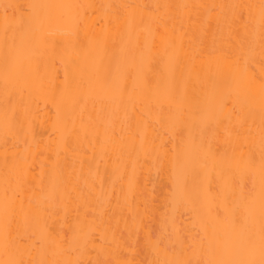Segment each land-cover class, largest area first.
Returning a JSON list of instances; mask_svg holds the SVG:
<instances>
[{"label": "bare ground", "instance_id": "1", "mask_svg": "<svg viewBox=\"0 0 264 264\" xmlns=\"http://www.w3.org/2000/svg\"><path fill=\"white\" fill-rule=\"evenodd\" d=\"M261 3L0 0V225L7 199L25 264H204L241 192L258 220ZM29 4L50 6L42 47Z\"/></svg>", "mask_w": 264, "mask_h": 264}, {"label": "snow or ice", "instance_id": "2", "mask_svg": "<svg viewBox=\"0 0 264 264\" xmlns=\"http://www.w3.org/2000/svg\"><path fill=\"white\" fill-rule=\"evenodd\" d=\"M16 5H5V10L14 9ZM50 7L42 4H29L27 6V16L21 18L19 25L20 30L24 31L32 37L41 47L46 44L45 40V16L42 10ZM133 7V6H125ZM159 7H170L169 5H157ZM187 7V6H185ZM261 27L264 29V0L261 3ZM82 20H75L73 28L78 31ZM158 26H163L166 21L153 20ZM262 54H264V44H262ZM139 79V77H138ZM117 92L120 91L119 84L110 85ZM229 137L235 136L239 138V132L229 131ZM261 139L264 142V83L261 84ZM237 166L240 162L237 161ZM244 172L251 173L253 171V164L251 160L243 165ZM24 169L20 168L19 175H23ZM261 200L259 208L258 220L255 216L254 198L249 194L245 196L243 192L240 193V206L225 207L223 213L217 217L219 222H222L226 228L222 231H213L211 236L202 238L199 243L201 248H206L208 259L204 264H264V156L261 158L259 167ZM7 197V193H6ZM50 198V197H49ZM240 209H243L241 212ZM14 214L10 202L6 199L4 206V219L0 225V244L5 250L15 246V255L6 260L0 261V264H25L22 259L23 249L17 245L15 238L12 236L11 223ZM258 223V229H257ZM156 246L164 244L163 239H158L155 242ZM259 253V259H255V254ZM39 264H49L48 261L41 260ZM52 264H74L73 261L52 262ZM98 264H131V262L123 261H99ZM153 264H158L153 261ZM165 264H190V261L176 259L165 262Z\"/></svg>", "mask_w": 264, "mask_h": 264}, {"label": "rangeland", "instance_id": "3", "mask_svg": "<svg viewBox=\"0 0 264 264\" xmlns=\"http://www.w3.org/2000/svg\"><path fill=\"white\" fill-rule=\"evenodd\" d=\"M159 180H160V181H159L160 184H159L158 180H156L157 182H156V185H155V186H156V188H157V186H159V187H161L160 189H162L163 186H162L161 184H162V183L164 184V182H162L161 179H159ZM161 182H162V183H161ZM156 188H155V189H156ZM158 189H159V188H158ZM158 189H157V192H156L157 195H158V193L161 191L160 189H159L160 191H159ZM158 191H159V192H158ZM159 194H160V193H159ZM153 222H154V221H152V223H153ZM150 223H151V222H150ZM152 223H151V225H152ZM154 224H156V223H154ZM157 226H158V225H156V226L154 225V227H155L154 230H153L154 227H151L152 230L155 231V233H156V231L158 230V229H157V228H158ZM156 227H157V228H156ZM156 229H157V230H156ZM153 231H152V232H153ZM122 233H123V231H122ZM124 233H125V232H124ZM127 234H128V233H126V235H127ZM123 235H125V234H123ZM129 235H130V234H128V236H129ZM126 237H127V236H126ZM141 237H142V235H141ZM141 237H140V239L142 240L143 238H141ZM126 239H127V238H126ZM140 239H139V240H140ZM139 240H138V242H139ZM143 241H144V240H143ZM141 242H142V241L139 242L140 245H141ZM144 242H145V241H144ZM129 243H130V242H129ZM137 244H138V243H137ZM142 244H144V243H142ZM138 245H139V244H138ZM138 245H137V247H138L139 252H140L141 250L143 251L144 246L142 245V246L140 247V245H139V246H138ZM144 245H146V244H144ZM137 247H136V248H137ZM139 247H140L141 249H140ZM146 248H147V247H146ZM144 249H145V248H144ZM142 251H141V252H142ZM146 251H147V250H145V253H146ZM141 252H140V253H141ZM137 253H138V251H137ZM143 253H144V251H143ZM143 253H141V254H143ZM145 253H144L143 255H146ZM142 258H143V256L141 257V259H142ZM143 259H145V258H143ZM143 259H142V260H143Z\"/></svg>", "mask_w": 264, "mask_h": 264}]
</instances>
